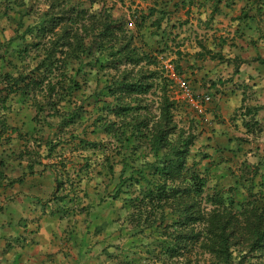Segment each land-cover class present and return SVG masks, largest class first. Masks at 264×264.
Returning <instances> with one entry per match:
<instances>
[{
	"label": "trees",
	"instance_id": "obj_1",
	"mask_svg": "<svg viewBox=\"0 0 264 264\" xmlns=\"http://www.w3.org/2000/svg\"><path fill=\"white\" fill-rule=\"evenodd\" d=\"M33 1L36 0H0V26L3 19L16 23L14 36L0 42V140L9 130L19 132L7 124L6 112L11 95L22 93L31 98L37 116L47 106L53 108V113L60 119V124L55 125L59 133L71 135L73 141L78 140L81 149L91 153L84 157V164L75 177L68 179L66 176V179L56 172V186L47 201L56 205L55 212H74L79 208L82 199L76 193L77 183L94 173L90 179L104 176L108 180L100 202L108 198L114 202L122 201L130 232L139 246H149L145 252L147 256L138 264H264V168L261 162L252 165L244 161L239 169L241 174L236 175L235 171L230 174L236 181L226 188L220 186L226 177L225 172L220 173V168L227 165L225 162L233 163L232 157H225L220 147L208 145L212 152L205 154L203 159L211 162L209 168L202 165L203 161L192 158L200 134L192 132L194 121L187 130L175 120L180 105L170 94L175 81L165 74L158 58V54L170 49L169 42L176 41L177 37H172L167 13L151 7L134 16V22L119 21L111 13L96 16L88 10H78L74 0H44L48 10L41 11L33 25H27L25 18L33 10L31 6L28 10L27 6ZM99 1L90 0L94 4ZM239 3L240 14L232 18V24L238 23L235 36L239 37L233 44L239 46L237 40L240 41L239 50L247 52L258 43L257 40L264 41L260 26L257 40L242 35L249 23H264V0L182 2L185 8L196 6L206 12L211 10L204 24L206 27L214 22L219 10L222 12L223 4L226 10L233 11ZM16 8L20 10L18 19L11 17V11ZM254 10L256 13L252 14ZM226 43V39H220L222 49ZM199 44L201 51L195 55L197 63L206 59L227 63L232 66L233 78H239L245 65L264 74V58L259 54L225 57L222 51L215 53L207 49L203 41ZM17 47H21V66L12 65L11 68L6 58ZM229 47L233 48L232 45ZM178 54L182 56L180 52ZM27 60L33 66L30 63L24 65ZM8 67L11 70L7 71ZM175 68L182 77V68L178 65ZM93 81L104 84L93 95L105 106L99 110L92 126L94 132L106 135L107 143L104 140L101 143L88 141L85 133L72 134L83 127V115H87L84 100L81 99L77 107L73 105L70 113L58 114L72 101L74 92L85 94ZM242 84L235 86L237 91L246 89L242 92L240 114L235 115L233 121L240 122L246 135L257 137L264 133V123L259 115L264 106H245L244 94L249 87L254 92L258 85ZM219 85H223L221 80L211 86L215 94H221ZM192 92L195 97L199 95L194 89ZM153 95L157 96L155 102L150 99ZM152 104L158 105L157 115L152 112ZM212 140L208 138L209 142ZM47 146L50 151L47 157L50 158L57 145L47 139ZM97 152L103 155L98 157ZM126 152L130 153L128 158ZM241 152V147L235 150L236 154ZM232 154L231 151L229 155ZM215 155L216 158L219 156L218 160L213 159ZM21 156L27 160L28 175H43L50 168L39 159L37 152L33 154L27 150ZM118 164H121V171L115 184ZM5 166L1 161L0 185H22L23 177L9 179L3 170ZM38 166L43 169L39 171ZM240 189L246 192L248 199L238 200ZM62 190L66 193L60 195ZM83 196H88L87 191ZM55 215L62 219L57 213ZM144 240L149 242L144 243ZM152 241L156 249L151 248ZM22 243L17 239L19 246ZM12 249L14 247L8 245L7 250ZM2 261L0 253V264Z\"/></svg>",
	"mask_w": 264,
	"mask_h": 264
},
{
	"label": "rangeland",
	"instance_id": "obj_2",
	"mask_svg": "<svg viewBox=\"0 0 264 264\" xmlns=\"http://www.w3.org/2000/svg\"><path fill=\"white\" fill-rule=\"evenodd\" d=\"M130 2L126 0H101L94 4L91 3L90 0H74V5L76 6V9L88 10L96 16H103L102 14L107 12L111 13V16L115 20L120 21V19H125L129 22H134L136 18L134 16H139L138 13L140 10L135 8V4L132 1ZM240 3L237 5V8L235 7L233 9V11L227 10V12H229L230 15L233 14V17H237L240 14ZM30 6L33 10L32 12H28V15L25 18L27 25H33L38 14L46 9L48 10L47 3L44 0H36L32 3L29 2L27 6L28 10L30 9ZM194 8L195 10L191 12L192 15L188 14L189 17L188 21L185 22L186 24L181 23L179 29L176 25L175 29H177V31H175V33H177V35L171 30L172 37H177L176 41L169 42L170 49H168L166 53L158 54V58L161 61L165 74L172 79V73L166 69V64L171 62L174 66L178 65L182 68V77L178 75V71L176 70L177 76L180 80H187L192 86V89L196 86L194 84V77L200 74L201 70L205 67L202 63H200L201 66L198 65L199 63H197V60L195 59L196 53L200 51L196 39L203 41V43L207 45V42L209 41L211 43L213 38L214 43L216 44L217 39L219 38V33L214 37L211 33L202 32L203 29L197 24L204 18V14H207L208 11L205 12L204 8H201L200 11H198V7L196 6H194ZM251 12L252 14H255L256 10ZM19 13L20 10L16 8L11 11V17L18 19L20 16ZM232 22L233 21H231L229 26L230 29L221 30V38L225 37L226 42L228 41V44L226 43L227 46L225 47L227 49L225 52L223 49L222 52L225 57H232L241 52L238 48L240 47L241 42L237 40L239 46L233 44L234 41H236L235 38L239 37L235 36V30L238 23L232 24ZM221 24H223L222 20ZM258 26L264 31V23L258 25L256 22H251L243 30L242 35L257 40ZM15 28V21H7L6 19H3L0 26V42L11 39L14 36ZM134 28L135 25L131 27V29ZM183 34H185V37L189 41L185 40V37H182ZM29 37L31 36L29 35ZM257 42L256 45H252L251 50L242 52L241 54L243 56H257L259 54L264 58V41L261 39L259 41L257 40ZM231 45L233 48L229 47ZM15 46L16 45L14 44L13 48ZM160 48H162V45ZM20 49L21 47H17L16 50H13L6 58V63L9 62L11 68L13 67L12 65H17L16 67L21 66V61L19 59ZM179 52L182 56L178 54ZM206 60L208 61L209 59ZM215 62L217 61H214V63ZM26 63H30L29 60H27L24 65ZM214 63H209L208 65L213 66ZM30 64L33 66L32 63ZM221 65L222 67H218L217 69L212 68L216 78L209 82L210 86H206L204 88L205 91L197 92L199 95L209 94L212 97V102L206 106L203 117H201V114L192 105H189L183 99L178 88H176V82L173 83L170 94L177 103L182 105H179L175 115V120L180 124V127L189 130L190 126H192L191 121H194L192 132L196 135L200 134L197 144L193 148L192 158L197 159V161H203L202 165L209 168L211 162L207 159H203L205 154L210 155L212 152V150L208 149V145H211L213 148L220 147L224 150L225 154L223 155L225 157H232L234 161L233 163L225 162L227 165L224 164V166L220 168V173L225 172L226 174V177L221 181L220 186L229 188L232 183L236 181L230 174L235 171L236 175H240L241 173L239 172V169L244 161H246L247 164L253 163L252 165L261 162L262 169L264 168V133L259 136L257 135V137L246 135L240 122L236 123L233 121L235 115L240 114L241 106L234 110L233 95L229 93V90H236L235 86L243 84L234 83L236 77H232V66H228L227 63ZM72 67H75V65H72ZM11 68L8 67L6 70L9 71ZM31 69L32 67L29 71ZM151 69H154V67H151ZM243 69V78L248 80L246 77L252 75V80L256 81L259 88L262 89L257 95V93L253 92V88L249 87V90L244 94L246 99L245 106H259L257 103L264 104V74H258L252 69V66L244 67ZM81 80L82 79H80V81ZM220 80L223 83V85L220 86L228 93L226 94L222 92L221 88L218 86L223 95V99L220 97V93L215 94V90H212L213 88L211 87L213 83H217ZM103 85L104 84L98 85L93 81L90 83L89 89L85 90V94L74 92L72 94L73 98L71 97L72 101L67 103V105H65L66 107L61 108L58 114L62 113L61 115H64L67 112L70 113L73 105L77 107L80 104L81 99L84 100V111L87 112V115H83V127L76 132L72 131L74 132L72 134L81 135L85 133V139L88 141L100 142L104 140L103 142L107 143L108 139L106 138V135L101 132H94L95 130L92 126L93 120L98 116L99 110L105 106V103L99 101L98 98L93 95V92L101 89ZM198 89L196 88V91ZM245 89L246 88H240L238 91L243 92ZM156 97L157 96L153 95L150 99L155 102ZM223 102L224 106L222 107L221 105ZM7 105L9 107L6 112L7 124L11 128L18 129L19 132H12L9 130L0 140V162L4 161L6 166L3 167V170L9 179L14 180L23 177L24 181L22 185L19 183H14L13 186L7 185V183L0 185V253L3 259L1 264H12V254H14V250L16 256L20 255V258L23 259L25 264L28 259L23 256L25 253V247L19 246L18 244L16 245L17 239L21 240V237H24V233H26V231L28 232V227L29 230H32V227H35L34 224H37L36 222H40L45 216H47V219L56 217V215L54 216L56 213L59 218H62L60 219L61 221H68L69 225H74L73 227L76 228L74 234L77 238H83L91 243V252L88 254L89 258L93 261L87 263L138 264L140 259L147 256L145 252L149 246L148 248H146L145 245L139 246L138 240L133 237V232H130V229L128 228L127 211L123 208L122 201L114 202L112 198H108L105 202H100V199L104 194L106 183H108V180L104 176L92 180L90 179V176L94 175V173H91L88 178H83L81 182L77 183L78 190L76 193L82 200L79 203V208H76L74 212H68V210H56L55 212L54 209H56V205L47 202L49 196H43L42 198L35 196L34 199V197L26 194V191H31L35 184L38 185L40 183H45L46 180L34 179V176L28 175L29 170L27 168V160L23 159L21 156L23 152L27 150L33 154L37 152L39 159L50 166V168H47L46 172H44L45 178H47V176L53 177V174L57 172L59 176L62 175L66 179L67 177L68 179L75 177V173H77L79 168L84 164V157L90 156L91 153L85 151V149H81L78 140L73 141L71 135L69 136L68 134L65 135L59 133V130L55 125L60 124V119L53 113L54 109L50 106H47L43 113L40 116H37V111L34 106H32L31 98L22 93L11 95ZM212 105L221 108L212 112ZM157 107V104H152V112L155 115L158 114ZM259 115H261V119L264 123V111L259 113ZM210 130L215 134L212 135ZM208 135L213 139L210 142L208 141ZM238 138L242 139V142L237 140ZM47 139H52L53 145H57L55 150L51 153L50 158L47 157L50 154L47 146ZM239 147H241L243 152L236 154L235 150ZM231 151L233 154L229 155ZM96 155H103V153L97 152ZM126 155L128 158L130 153L126 152ZM218 157L216 158L215 155L213 159L218 160ZM32 158L35 159V155H32ZM258 159H261V161ZM51 164L53 166H51ZM38 169L41 171L43 167L38 166ZM227 170L228 172H226ZM120 171L121 164H118L116 166V175L114 179L115 184L118 182ZM256 180L259 181V178ZM212 186L213 185H211V187ZM20 189H22V191ZM84 191H87L88 196H83ZM238 191V200L248 199L246 192H243L242 189ZM64 193H66V191L62 190L60 195H63ZM43 203L44 205H42ZM1 208L3 210H1ZM81 209H86V211H81ZM37 229L38 228L35 227L32 231L35 232ZM147 242H149V240H144V243ZM8 245L14 247L13 252L7 250ZM152 245L151 248L156 249L154 241H152Z\"/></svg>",
	"mask_w": 264,
	"mask_h": 264
},
{
	"label": "crops",
	"instance_id": "obj_3",
	"mask_svg": "<svg viewBox=\"0 0 264 264\" xmlns=\"http://www.w3.org/2000/svg\"><path fill=\"white\" fill-rule=\"evenodd\" d=\"M126 1L128 2L132 1L135 4V8L139 9L140 12L141 11L147 12L148 9L154 7L157 9L158 12H163L164 14L167 13L168 15L167 20L169 21L168 23L172 25L170 31L173 30L174 33L175 31H177L174 25L175 26L177 25L179 29L181 23L188 21L189 12H193L195 10L194 7L192 8L183 7L182 4L183 0H126ZM222 9H223L222 12L221 10H219L218 15L215 16L214 22L211 23L210 27H206L204 25L206 20L211 15L210 9L208 10L207 14L206 13L204 14V18L200 20V22H198L197 24L199 25L200 28L203 29L202 32L211 33L214 37L217 35V33H219L218 36L219 38L217 39L216 44L214 43V38H213L212 40L213 43L212 42L210 43L208 41L206 45L207 49L215 53L221 51L223 52V49L225 52V50L227 49L225 48L226 46L223 49L221 48L220 35H221V30H226L230 26L233 18V14L229 16L227 15L228 12L225 8V4L222 5ZM198 11L200 10L198 9ZM221 20L223 24H221ZM175 35H177V33H175ZM182 37H185V34H183ZM222 38L225 39V37ZM185 40H187V38ZM196 40L198 42V45H200L199 44L200 40L198 39ZM200 51H201V47H200ZM241 53L242 52H239L237 53V55L238 54L242 55ZM232 57H235V55H233ZM198 63H199L198 65L200 66H201L200 63H202L205 67L201 70L200 74L194 77L195 79L194 84L196 85L194 87V90L196 91V88L197 89L199 88L198 89L199 91L197 90L196 93L197 92L199 93L200 91H205L204 88L206 86H210L209 82H211V80L213 79L215 80L216 77L214 74V70L212 68L217 69L218 67H222V65L218 61L214 63V61L206 60L204 62L198 61ZM209 63H214V65L213 66L208 65ZM248 66L245 65L242 67L239 78L235 79L234 82L235 84L237 83L242 84L245 82L246 84L253 86L254 84L257 83L256 81L250 79V76L246 77L248 78V80L243 78L244 75L243 68ZM219 87L221 88L222 92L228 94L226 91L223 90V87H221L220 85ZM233 90L234 89L229 90V93L233 95L232 96L234 102L233 108L235 110L237 109V107H240L242 104V92L235 90V92L233 93ZM254 90H255L254 92L257 93V95L258 93L261 92L259 86H255ZM220 97H222L223 99L222 93L220 94ZM257 104L264 106L263 103H257ZM221 106L222 107L224 106V102ZM212 108H213L212 112H215L216 109H220L221 107L219 106L216 107L212 105ZM210 132L212 133V135L215 134L211 130ZM208 136L210 137V135ZM53 175L54 178L49 176L45 178L44 174L35 175L34 179H38V180L45 179L46 181L44 180L45 183H40L38 185L35 184V186L32 187L31 191L29 192L26 191V194L30 195L31 197H34V199L35 196H38L39 198H42L43 196H49L54 191V188L56 186L55 179L56 177H58L56 173ZM20 190L22 191V189ZM36 223L37 224H34V226L37 227L38 229L35 232L32 231L33 229H35V227L31 226L32 230H29L28 227V232L26 231V233H24V237H21V241L24 242V244L22 243L20 245L22 247H25L24 249L25 253L23 254V256L25 258H28L25 264H89L87 262L93 261L92 259L89 258V254H88L91 252V248H92L90 245L91 243L84 240L83 238L79 239L76 237V235L74 234L76 232V228L73 227L74 225L71 224L69 225L68 221H64V220L61 221L57 217L47 219V216H45V218H43L40 222L38 221ZM11 251L13 252V249ZM12 255H13L12 264H24L23 259L20 258V255L16 256L15 250H14V254Z\"/></svg>",
	"mask_w": 264,
	"mask_h": 264
},
{
	"label": "built area",
	"instance_id": "obj_4",
	"mask_svg": "<svg viewBox=\"0 0 264 264\" xmlns=\"http://www.w3.org/2000/svg\"><path fill=\"white\" fill-rule=\"evenodd\" d=\"M166 69L172 73V79L177 83L179 93L183 96V99L188 101L200 114H204V110L207 105L212 102V98L208 95L197 96L192 92L190 84L180 78L176 74V68L173 63H167Z\"/></svg>",
	"mask_w": 264,
	"mask_h": 264
}]
</instances>
